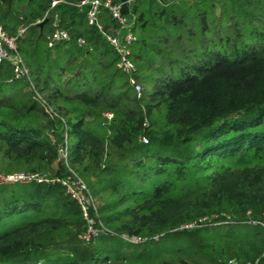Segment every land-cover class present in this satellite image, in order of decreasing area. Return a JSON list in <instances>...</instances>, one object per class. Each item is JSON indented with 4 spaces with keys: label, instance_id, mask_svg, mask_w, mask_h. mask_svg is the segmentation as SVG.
Masks as SVG:
<instances>
[{
    "label": "trees",
    "instance_id": "obj_1",
    "mask_svg": "<svg viewBox=\"0 0 264 264\" xmlns=\"http://www.w3.org/2000/svg\"><path fill=\"white\" fill-rule=\"evenodd\" d=\"M65 1L0 0L28 76L0 59V174L44 177L0 183V264H264V0H130L137 93L116 18Z\"/></svg>",
    "mask_w": 264,
    "mask_h": 264
},
{
    "label": "built area",
    "instance_id": "obj_2",
    "mask_svg": "<svg viewBox=\"0 0 264 264\" xmlns=\"http://www.w3.org/2000/svg\"><path fill=\"white\" fill-rule=\"evenodd\" d=\"M62 0H50V6H53L57 2ZM66 3H72L78 7L86 6L85 9V17L87 23L94 24L99 28L97 24V20L95 17L96 8L100 5L103 7L108 8L111 16L116 18L118 22V27L116 28L115 32L112 34L104 35L106 40H108L109 44L112 46L116 54L118 55V60L116 62V66L123 71L125 74L128 75L127 81L131 85L133 91L135 93L138 92L139 85L135 81L133 75L131 74L133 71V63L129 58L128 54V45L134 39V35L130 32V25L132 22V17L129 13L125 15L120 14L118 11L120 3H114L111 0H77V1H65ZM55 19V15L52 16ZM53 29L45 35L46 38V45L50 47L59 41L68 40V34L65 29L59 28L56 26V21L53 22ZM22 29H19L17 34H19ZM79 42H82L79 39ZM0 59H7L11 63V72L14 77L20 78H28L27 76V69L22 62V58L15 50V35H7L0 27ZM42 101L44 110L49 113L50 109ZM61 154V150H59ZM44 180L42 174L39 173H21V172H14L10 174H0V183L2 184H9L16 182H29L35 181L40 182ZM53 180L59 181L63 186L64 190L69 194V196L75 200L78 205L79 210L83 218L86 219V227L85 231L80 234V237L83 239H88L93 237L97 232L99 227L96 228L94 225V220L89 216L90 209L93 208L91 196L89 191H87L83 182L75 176L73 173L72 175H66L64 177H55L50 181ZM102 228V227H100ZM130 240H138L137 237H132Z\"/></svg>",
    "mask_w": 264,
    "mask_h": 264
},
{
    "label": "water",
    "instance_id": "obj_3",
    "mask_svg": "<svg viewBox=\"0 0 264 264\" xmlns=\"http://www.w3.org/2000/svg\"><path fill=\"white\" fill-rule=\"evenodd\" d=\"M129 2L130 0H120V5H119V8H118V11L120 14H123L125 15L126 13H128V5H129ZM44 19L43 20H40L37 22V25L40 27L41 24L43 23Z\"/></svg>",
    "mask_w": 264,
    "mask_h": 264
}]
</instances>
